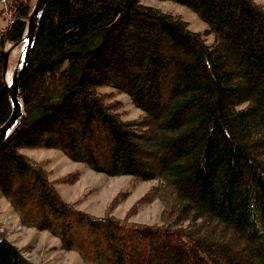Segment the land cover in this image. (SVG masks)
Wrapping results in <instances>:
<instances>
[{
    "label": "trees",
    "instance_id": "1",
    "mask_svg": "<svg viewBox=\"0 0 264 264\" xmlns=\"http://www.w3.org/2000/svg\"><path fill=\"white\" fill-rule=\"evenodd\" d=\"M1 1L12 24L0 28V126L12 111L4 51L33 7ZM172 1L208 28L141 0L48 1L21 81L23 118L0 145V191L21 224L87 264H264V3ZM117 92L141 114L124 118ZM24 148L157 180L145 196L161 201V221L79 208ZM0 264L35 263L0 235Z\"/></svg>",
    "mask_w": 264,
    "mask_h": 264
},
{
    "label": "rangeland",
    "instance_id": "2",
    "mask_svg": "<svg viewBox=\"0 0 264 264\" xmlns=\"http://www.w3.org/2000/svg\"><path fill=\"white\" fill-rule=\"evenodd\" d=\"M165 11L182 15L193 30L204 32L208 24L189 7L172 0H141ZM264 3V0H258ZM35 0H32L34 5ZM9 14L0 0V28L9 23ZM208 42L213 36L206 35ZM12 43H8L9 47ZM21 53V45L12 50L8 72H13ZM110 91L108 86L101 87ZM114 99L121 101L120 111L124 118H134L141 110L125 92H117ZM22 151L35 159L46 160L50 177L65 200L76 202L78 207L94 215L114 214L136 222L159 223L162 203L159 199L147 201L146 193L157 180L133 183L129 175L110 176L98 172L80 161H74L55 148H24ZM119 197L121 198L119 201ZM0 235L17 245L24 255L35 264H87L76 250L62 248L58 237L47 230L21 224L18 215L0 191Z\"/></svg>",
    "mask_w": 264,
    "mask_h": 264
},
{
    "label": "water",
    "instance_id": "3",
    "mask_svg": "<svg viewBox=\"0 0 264 264\" xmlns=\"http://www.w3.org/2000/svg\"><path fill=\"white\" fill-rule=\"evenodd\" d=\"M49 0H35L30 14L24 35L16 42L5 48L3 75L7 90L12 102V111L9 118L0 126V145L12 133L16 125L22 120L24 115V105L21 97V81L33 47L41 16ZM12 23L7 27L10 28ZM21 45V53L11 74L10 80H7L9 58L13 49Z\"/></svg>",
    "mask_w": 264,
    "mask_h": 264
},
{
    "label": "bare ground",
    "instance_id": "4",
    "mask_svg": "<svg viewBox=\"0 0 264 264\" xmlns=\"http://www.w3.org/2000/svg\"><path fill=\"white\" fill-rule=\"evenodd\" d=\"M11 74H12L11 71H10V72H7V80H8V81L10 80Z\"/></svg>",
    "mask_w": 264,
    "mask_h": 264
}]
</instances>
